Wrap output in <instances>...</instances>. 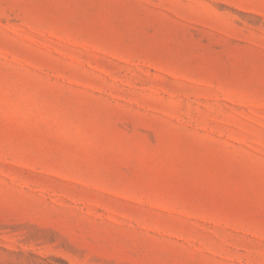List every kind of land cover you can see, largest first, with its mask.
Listing matches in <instances>:
<instances>
[{
    "label": "rangeland",
    "instance_id": "rangeland-1",
    "mask_svg": "<svg viewBox=\"0 0 264 264\" xmlns=\"http://www.w3.org/2000/svg\"><path fill=\"white\" fill-rule=\"evenodd\" d=\"M0 264H264V0H0Z\"/></svg>",
    "mask_w": 264,
    "mask_h": 264
}]
</instances>
